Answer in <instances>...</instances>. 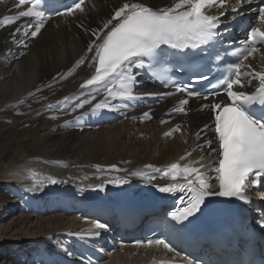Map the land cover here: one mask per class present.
Segmentation results:
<instances>
[{"label":"bare ground","instance_id":"bare-ground-1","mask_svg":"<svg viewBox=\"0 0 264 264\" xmlns=\"http://www.w3.org/2000/svg\"><path fill=\"white\" fill-rule=\"evenodd\" d=\"M175 2L177 0H88L82 6L84 12L48 21L35 38L30 34L37 23L34 18L22 17L13 24L0 25V209H12L25 195L30 204L39 206L36 210H40L36 213L33 209L28 213L30 216L20 217L19 224L2 228L0 246L5 247L4 251L20 244L25 247L21 252L29 246H37V264H51L53 260L80 264L69 249L74 240L83 241L82 236L86 235V230H92L93 221L77 213V208L73 207L76 202L101 191V185L103 191L113 193L115 188L125 185L137 189L143 182L164 184L160 180L163 172L158 179L149 165L162 167L179 163L184 166L204 158V161H212L215 153L209 154L210 148L198 147L209 138L207 131L199 139L196 136L209 121L208 113L197 111L200 104L190 105L186 117L175 118L165 113L179 101L173 98L153 108L152 119L142 125L130 117L125 122L92 131L87 123L92 114L87 110L103 101L106 93L101 89L92 92L79 89L95 67L91 60L94 52L87 51L94 41L100 42L96 41L93 31L101 29L116 10L124 3H142L160 9L171 7ZM26 10V7L0 0V19ZM17 28L21 30L16 32ZM81 59L84 63L77 67ZM248 66L249 72L264 71V52L250 60ZM70 71L72 74L68 75ZM65 97L69 99L65 101ZM85 100L91 103L84 108L76 107ZM19 107L22 109L18 110ZM162 120L165 122L161 123ZM127 136L129 138L124 140ZM137 136L143 139H133ZM212 148H216L215 145L212 144ZM186 153L191 155L186 156ZM182 156L186 158L181 159ZM113 166L121 171H113ZM135 172L143 175H132ZM48 177L57 183H49ZM88 179L94 182L89 184ZM118 180L127 183L118 184ZM75 181L83 185L75 186ZM33 188L36 190L31 191ZM44 199L50 201L51 208L71 207L64 208L63 212L57 209L53 217L40 221L42 210L48 207L42 203ZM13 225L20 237L38 228L32 234L37 237L23 244L12 243L5 233H9ZM154 254L153 250L120 249L101 264H148Z\"/></svg>","mask_w":264,"mask_h":264},{"label":"snow or ice","instance_id":"snow-or-ice-1","mask_svg":"<svg viewBox=\"0 0 264 264\" xmlns=\"http://www.w3.org/2000/svg\"><path fill=\"white\" fill-rule=\"evenodd\" d=\"M246 2L251 4L253 0H246ZM84 3L85 0H74L72 5H62L66 11H57V14L73 16L77 11L82 13ZM25 4L30 5L26 11H20L15 16H4L0 19V25L13 24L22 17L34 18L37 23L30 34L35 38L43 29L46 19L49 18L47 0H18L16 7ZM212 7L223 8L224 0H177L173 6L159 10H153L142 3H124L103 24L101 30L93 31L96 41L100 42L94 41L87 48L89 53L94 52L91 60L95 64V74L81 83L79 87L88 92L100 89L106 92L104 100L97 103L93 111L103 109L119 111V108L109 103V99H137L135 88L139 81L134 69L147 68L152 76L165 87L170 86V78L155 70V65L159 62V50L162 46H167L183 52L213 44L219 36L218 29L221 21L217 16L207 14V10ZM232 11L236 12L237 9L233 8ZM258 11L259 21L264 24V7H260ZM20 30L17 28L16 32ZM101 33H104L102 39ZM240 45L231 52L234 60L226 63L228 75L218 81L227 95L228 102L220 101L203 106L210 108L214 114L211 131L214 132V140L218 146L212 148L213 141L207 140L204 145L198 147L210 148L209 154L215 153L218 157L214 162L218 190H210L212 188L211 177L206 174V168L212 165H202L197 168L192 164L181 166L179 163H171L167 169L163 170L165 177H170L172 181L177 182L162 186L159 191L170 194L186 193L188 197L187 206L178 213H172V219L177 222H183L199 212L206 198L210 196L236 198L248 202L246 194L248 189L264 182L261 179L264 177V71H241L242 68L249 67L244 64V61L264 47V30L252 27L247 31L246 39L240 41ZM83 63L84 59H81L77 62V67ZM89 67H92V64H89ZM71 74L70 71L68 75ZM202 79L206 80L208 77L204 76ZM253 81H257V84L251 92L234 90L236 85L244 89L246 86H251ZM171 86L175 87L177 93L185 92L189 97H202L205 100H208L209 96L221 94L220 91H189L186 86L175 85L174 82ZM211 87L216 88L217 85L211 84ZM164 95H173V93ZM64 99L67 101L69 98ZM90 103V100H85L76 107L84 108L85 104ZM188 103V99H182L179 101V107L172 111L187 114L184 105ZM143 116L145 119H152L149 112H145ZM164 122L161 121V123ZM176 130L178 131L179 128ZM208 130L209 126L205 125L196 133L197 138H201L202 133ZM166 135H171V133H166ZM189 155L191 153H186V156ZM186 156H182L181 159H185ZM147 167L151 168V165ZM97 170H100L99 166ZM112 170L121 171L115 166ZM154 171L161 170L155 169ZM132 175L140 176L143 173L135 172ZM33 179L35 182L34 173ZM47 180L51 184L57 183L51 177ZM116 183L122 184L127 181L118 180ZM99 187L103 191V185ZM35 190V188L31 189V191ZM94 227L100 230L106 229L107 226L97 223ZM92 234L98 237L100 231ZM148 245H162L169 252L172 251L169 244L162 239L149 240Z\"/></svg>","mask_w":264,"mask_h":264},{"label":"rangeland","instance_id":"rangeland-1","mask_svg":"<svg viewBox=\"0 0 264 264\" xmlns=\"http://www.w3.org/2000/svg\"><path fill=\"white\" fill-rule=\"evenodd\" d=\"M19 108H18V110H21L22 109V108H20V109ZM137 137L136 138H133V139H143V136L142 137L141 136H137ZM128 138H129V136H127L126 138H124V140L125 139L127 140ZM115 154H117V153H115ZM91 176L92 175H90V177ZM84 178H86V177H84ZM85 180H87V179H85ZM88 181H89V179H88ZM90 181H89L90 183L88 182L89 184H91L93 180H90ZM79 182H81V181H77V182L75 181L74 182V185L77 184V183L79 185H83V184H81ZM71 184H72L71 186H74L73 183H71ZM21 200H24V201L22 202ZM21 200H19V202L12 209H9V208L8 209H0V233H2V228L3 227L5 228V227L9 226L12 223L19 224L20 217H22V216L25 217V216H30L31 215V214H28L27 213L28 211L27 212L26 211H22V208H30L32 210L34 209L33 211H35L36 213H38L40 211V210H36L37 208H39V206H35L34 207V206H32L30 204L31 205V207H30V205H28V203H30V202L27 199V196L23 195V197H22ZM26 200H28V201H26ZM45 200H47V199H44L43 201H45ZM43 201H42V203H45ZM21 202H22V204H21V207L22 208L20 207V204H19ZM23 203H25V205H28L29 207L28 206H25ZM49 203H50V201L47 200V202L45 203V205L48 206ZM32 207H34V208H32ZM52 209H55V207L52 208ZM32 210H30L29 212H31ZM52 214H49L50 216H46V217L41 216L39 219H41L40 221H45L48 217H53V215H55V214H53V215ZM37 230H38V228H36L32 232L35 234L37 232ZM33 233H30V232H29V234L28 233H25L23 237H20V236H18L17 227H14V225H13L10 228V232L9 233H5V236H6V238L9 239V241H12V243H18V242H20V243L23 244L24 241L30 240V239H35L37 237V236L32 235ZM23 239H25V240H23ZM20 246H21V244H20ZM20 246L17 247V248H12V250H8V251H4L3 249L5 247H1L0 246V264H34V263H32L33 262L32 260H34V258H30L29 255H32L30 253L31 252L30 251L31 248L32 249H36L37 250L36 251L37 253H36V255L34 257L35 258L37 257V259H38V257H39L38 251L39 250H38L37 246L36 247H30L29 246V247H27L29 249L26 248L22 252H21V250L24 249L25 247H20ZM20 256H21L22 259H24L25 263H22V261L20 260ZM17 260H18V263H16Z\"/></svg>","mask_w":264,"mask_h":264}]
</instances>
